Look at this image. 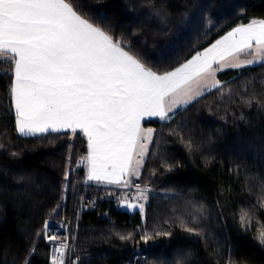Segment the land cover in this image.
Here are the masks:
<instances>
[{
  "label": "trees",
  "instance_id": "16d2710c",
  "mask_svg": "<svg viewBox=\"0 0 264 264\" xmlns=\"http://www.w3.org/2000/svg\"><path fill=\"white\" fill-rule=\"evenodd\" d=\"M74 6L158 75L233 27L264 19V0H75ZM9 68L0 63V264H49L44 227L63 215L78 264H133L137 248L144 264H264L257 239L264 226L262 63L220 74L221 89L168 121L146 122L156 131L133 181L150 189L143 214L121 207L118 185L87 180L85 163L77 166L88 154L82 132L16 133L7 114ZM85 198L92 201L83 210ZM242 210L251 217L247 231ZM145 234L152 237L147 242Z\"/></svg>",
  "mask_w": 264,
  "mask_h": 264
},
{
  "label": "snow or ice",
  "instance_id": "6c2138e0",
  "mask_svg": "<svg viewBox=\"0 0 264 264\" xmlns=\"http://www.w3.org/2000/svg\"><path fill=\"white\" fill-rule=\"evenodd\" d=\"M74 5L75 0H0V63L10 66L7 114L14 118L16 133L37 136L79 130L88 141L89 181L128 186L124 176L139 177L156 131L141 127L145 117L169 120L174 108L197 100L205 90L221 89L215 77L226 67L264 66V19L235 28L174 71L157 75L130 54L131 49L126 51L121 39L89 22ZM241 54L252 58L241 61ZM228 57L235 62L225 63ZM205 78L211 83L201 86L199 81ZM136 188L133 199L147 200V187ZM259 206L264 208V201ZM127 207L144 213L143 203L129 202ZM240 222L245 231L251 227L246 211L242 210ZM48 238L56 240L55 235ZM141 238L147 242L152 237ZM257 239L264 245V226ZM66 248L64 243L54 248L51 264H64Z\"/></svg>",
  "mask_w": 264,
  "mask_h": 264
},
{
  "label": "crops",
  "instance_id": "0c3cea01",
  "mask_svg": "<svg viewBox=\"0 0 264 264\" xmlns=\"http://www.w3.org/2000/svg\"><path fill=\"white\" fill-rule=\"evenodd\" d=\"M257 21H259V20H261V19H256ZM252 22V21H251ZM250 22V23H251ZM249 24V23H248ZM244 25H247V24H240V25H237V26H235V27H233L230 31H228L227 33H225L224 35H222L221 37H219L216 41H218V40H221L224 36H226L229 32H232L235 28H237V27H240V26H244ZM216 41H214L212 44H214V43H216ZM211 44V45H212ZM211 45H209L208 47H206L205 49H207V48H209V47H211ZM205 49H203L202 51H200L201 53L202 52H204L205 51ZM192 58V57H191ZM190 58V59H191ZM252 57L251 56H249V55H245V54H241L240 55V60L242 61V60H245V59H251ZM189 59V60H190ZM141 62V61H140ZM187 62V61H186ZM185 62V63H186ZM228 62H235L234 60H233V58L232 57H228L227 58V60L225 61V63H228ZM142 63V62H141ZM143 64V63H142ZM184 64V63H183ZM258 64H260V63H256V64H252V65H246V66H244V67H240V68H228V67H226V68H224V70L223 71H220V72H217L216 73V79L217 80H219V81H221V84H223V80L220 78V74H222V73H224V72H226V71H228V70H236V69H241V68H245V67H251V66H255V65H258ZM144 65V64H143ZM216 65H214V67H215ZM180 67V66H179ZM145 68H147V67H145ZM148 69V68H147ZM175 70V69H174ZM174 70H172V71H174ZM171 72V71H170ZM158 75V74H157ZM161 75H163V74H161ZM205 83H211V78H205V79H201L200 81H199V84L201 85V86H203ZM193 88H195L196 87V83L195 82H193ZM213 89H215V88H213ZM213 89H211V90H213ZM207 92H209L208 90H205V92H204V94L205 93H207ZM193 102V101H192ZM188 105V104H187ZM187 105H181V106H179V107H176V108H174V110H173V112L172 113H170L169 115H170V117L172 118L175 114H176V112H178L180 109H182V108H184V107H186ZM170 118V119H171ZM169 119V120H170ZM150 120H160L158 117H152V118H147V117H145V119L144 120H142L141 121V127L142 128H144V129H147V128H152V129H155L153 126H151V125H148V124H146V122H148V121H150ZM166 121H168V120H166ZM77 131H79V130H77ZM62 132V131H61ZM155 134V133H154ZM153 137H154V135H153ZM87 138V137H86ZM152 140H153V138H152ZM88 142V141H87ZM152 143V142H151ZM151 143L149 144V146H148V152H149V148H150V146H151ZM136 151H138V149L136 150ZM148 154V153H147ZM87 156H88V154H87ZM87 156H86V158H87ZM146 157H147V155L145 156V158H144V163H145V160H146ZM136 158H138L137 157V155H136V152H134L133 153V160H135ZM144 163H143V166H144ZM143 166L140 168V174H141V172H142V169H143ZM85 168H86V171H87V173H88V164H87V159H85ZM140 176V175H139ZM139 177H136V176H128V175H125L124 176V180H129L131 183L134 181V180H137ZM92 182H97V181H92ZM102 183H104V182H102ZM105 184H108V183H105ZM109 185H115V184H109ZM115 186H117V185H115Z\"/></svg>",
  "mask_w": 264,
  "mask_h": 264
},
{
  "label": "built area",
  "instance_id": "2783aa9c",
  "mask_svg": "<svg viewBox=\"0 0 264 264\" xmlns=\"http://www.w3.org/2000/svg\"><path fill=\"white\" fill-rule=\"evenodd\" d=\"M79 166H82L83 163H81V161H79L78 163ZM91 199L90 198H85L84 199V203L82 206V209H86L89 204L91 203ZM123 207H125V210L128 212H135L137 211L139 208H132V210L130 211L129 207H127V203L123 204ZM47 236L49 237L50 235H55L56 236V240L52 241L53 244L51 246V255H50V264H51V259H52V255H53V250L55 247H58L61 243H64L67 245V248L64 250V264H70V262H72V264H78V260L77 257H71L70 256V247H71V242H70V236L68 234V231L65 230V228H60L59 226L56 225H50L49 229L47 230ZM142 252L140 250L136 251L133 255V264L137 263L138 261H140L142 259Z\"/></svg>",
  "mask_w": 264,
  "mask_h": 264
},
{
  "label": "rangeland",
  "instance_id": "374dc122",
  "mask_svg": "<svg viewBox=\"0 0 264 264\" xmlns=\"http://www.w3.org/2000/svg\"><path fill=\"white\" fill-rule=\"evenodd\" d=\"M79 161H84V160L81 159ZM79 161H78V163H79ZM78 163H77V166L78 167H81V166L78 165ZM84 163L85 162H83V165L82 166H84ZM139 186H140L141 189H144L145 187H147L148 191L146 192V195H147V197H149L150 189L148 188V186H141V185H139ZM117 188H119L118 190H120V194L122 195V198H121V207L124 210H125V207H123V204L124 203H129V202L130 203H143L144 206H145V204H146V202H147L148 199L147 200H139V201L133 199V197L137 196V188H136V184L134 182H132V183L130 182V184L128 186L119 185V187L117 186ZM125 198H127V199H125ZM122 201H123V203H122ZM83 203H84V199H83ZM83 203H82V206H83ZM130 209H132V208H130ZM137 211H139V209ZM131 213H134V212H131ZM47 224L49 226L50 225H53V226L56 225V226H59L60 228H65V230H67L68 232H70L69 223L66 220V218L64 217V215L63 216H57V217H51L47 221ZM47 230L44 227V238H45L46 242H48L50 244V255H51V246H52L53 242L50 241L48 239V237H46L47 236L46 235L47 234ZM50 255H49V260H50ZM143 260H144V257L140 261H138L137 263H135V264H144L143 263ZM49 264H50V262H49Z\"/></svg>",
  "mask_w": 264,
  "mask_h": 264
},
{
  "label": "bare ground",
  "instance_id": "6f19581e",
  "mask_svg": "<svg viewBox=\"0 0 264 264\" xmlns=\"http://www.w3.org/2000/svg\"><path fill=\"white\" fill-rule=\"evenodd\" d=\"M130 211L132 210V209H129ZM138 250H140L141 251V249L140 248H137L135 251H134V253L136 252V251H138ZM78 260V259H77Z\"/></svg>",
  "mask_w": 264,
  "mask_h": 264
}]
</instances>
